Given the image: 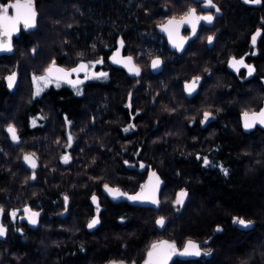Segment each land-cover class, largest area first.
<instances>
[{"label": "trees", "instance_id": "16d2710c", "mask_svg": "<svg viewBox=\"0 0 264 264\" xmlns=\"http://www.w3.org/2000/svg\"><path fill=\"white\" fill-rule=\"evenodd\" d=\"M128 1L34 0L38 12L36 30L22 33L16 39L12 55L0 56V68L10 61L19 62L17 75H24L22 83L25 85L24 90H21L17 76V85L12 92H8L3 79L0 80V126L5 123L1 121L2 118L11 116L12 112L34 107L29 105L31 101L26 104L28 100L21 104L16 103L15 101L20 98L22 100L23 97L16 100L15 97L20 92L30 94L27 78L30 72L41 73L46 63L52 59H56L58 63L63 60L59 56L62 40L66 44L71 41V45L80 50L84 30L100 41L104 36L105 26L112 23L114 26L111 28L115 32L104 36L107 40L98 45L93 55L94 58L102 59L108 75L106 78L97 79L94 89H86V108H90L92 103L90 92L95 93L96 141L103 146V159L106 160L107 167L105 173L99 175L96 172L98 175H94L98 183L133 192L144 180L147 171L145 166H151L159 172L164 185L160 191V205L157 209L129 203L112 205V238L108 239L107 245L96 246L97 263L107 256V247L115 253L116 249L121 250L123 244L126 248L123 250L124 255L120 256L129 261H139L151 242L167 238L178 247L192 240L199 243L201 248L211 250L210 255L198 259L174 260L171 264H264V137L257 138L250 146L243 143V139L247 138L244 134L243 138L240 134L233 137L224 130L223 135L219 134L213 126L200 127L197 116L192 117L194 121L191 124V113H183L187 100L182 97L180 86L163 83L164 87H159L155 75L146 68L144 60L149 55L142 47V37L139 34L143 20H132L133 12L127 6ZM144 7H149L147 0ZM260 11L264 12V6L258 10ZM234 13L240 24L237 29L245 30L252 25V16H247L253 15L252 12L240 6ZM151 21L153 19L147 23ZM123 24L128 27L126 30L121 29ZM121 41L123 53L130 55L141 68L138 77H130L123 69L112 67L107 62L109 54ZM261 43L264 45V41ZM5 71L0 69V72ZM51 95L54 97V109L65 111L72 122L82 119V99L64 98V95H61V99L52 92ZM37 100L40 102L38 107L51 108L48 103ZM90 116L86 114L87 119ZM130 125L133 127H129ZM126 128L127 132L124 131ZM2 134L0 131V142H4L1 146L6 150L7 156L4 158L0 155V173L8 176L6 179H3V175L0 178L1 185L5 180L7 182L5 186H0V195H10L16 190L19 193L21 188L27 187V193L38 196L40 186L36 187L29 181L24 183L26 177L22 175L29 170L21 163V146L11 145L7 139L3 141ZM199 140L207 142L205 147L208 150L220 140L224 146L222 152H236L242 161L235 164L221 163L228 169V175H223L217 168L204 167L201 159L194 160ZM107 149H110L108 153ZM152 150H156L157 157L153 158ZM108 156H111V161L106 158ZM226 158L229 159L230 155ZM213 159L218 161L217 153ZM121 160L133 164L125 166L121 164ZM141 164L145 166L140 170ZM131 165L133 167L128 169ZM41 166L42 162L39 161L38 172L41 171ZM15 173L16 180L10 176ZM180 190L185 191L187 196L183 205L179 206V211L175 212L170 202ZM121 211L127 213V221H123L122 226L115 222ZM155 217L167 220L161 231L155 227ZM233 217L252 223L244 228L232 224ZM215 227H220V231L213 232ZM31 236L28 243L6 246V258L10 257L12 261L4 259L1 264H57L59 246L54 244L49 247L46 236ZM123 238H127V241H121ZM206 239V244L200 243ZM89 247L86 246L83 255L76 254L85 260L90 253ZM3 252L0 253L2 259ZM89 260L87 258L81 264H90Z\"/></svg>", "mask_w": 264, "mask_h": 264}, {"label": "flooded vegetation", "instance_id": "af4514ba", "mask_svg": "<svg viewBox=\"0 0 264 264\" xmlns=\"http://www.w3.org/2000/svg\"><path fill=\"white\" fill-rule=\"evenodd\" d=\"M10 1L12 0H8L0 5H5ZM147 1L149 7L146 9L144 7L145 0H129L127 6H130L133 12L131 14L132 20H143L139 27V34L141 36L146 33L153 35V55L151 59H159L161 62L160 70L154 73L158 84L159 82H164L179 85L182 97L187 100V103L196 104L199 99L206 100L207 110H203L202 113L204 114L207 111L211 113V117L204 124H201V120H203L202 114L201 119L199 118L200 127L212 128L213 126L217 128L219 134L224 130L233 137L239 131L241 134L251 136L253 143L257 138L264 137V131L256 125L252 130L244 133L240 122L242 113L257 112L264 100V75L259 76L257 68L258 63L264 65V45L261 43L264 41H262V37H264V12H258L264 6V0H261L259 6L248 5L244 0H213L216 7L220 9L218 13L214 8H205L202 0ZM240 6L246 8L248 12H252L253 14L247 15L249 17L252 16L253 23L245 30L243 28L237 29L240 24L236 21V13L234 12ZM190 8H195L197 15L212 14L214 15V20L212 24H207L204 21L198 23L196 26V34L187 40L183 48L178 51L174 47L173 41L169 42L165 38V35L168 36L169 34L161 28V25L165 24L169 19L180 20ZM9 14H11V9L9 10ZM152 19L153 21L147 23ZM127 28L125 24L121 26L122 30H126ZM258 29L262 35L258 37L256 45L253 46L251 36ZM22 33L26 32L21 29L20 25L18 38H20ZM191 34V24L180 25L178 34L174 35V37H177L175 43H180L181 38H187ZM209 36L213 37L212 43H209L207 40ZM18 38L12 39L13 47ZM92 40H96L93 35L89 42ZM82 44L85 46L84 42ZM89 45L91 44L89 43ZM79 47L81 48V42ZM142 47L145 48L144 45ZM68 52L71 54L69 50ZM94 54L95 52L91 55ZM65 55H68L65 51L64 54L60 55L63 60L65 59L64 57H68ZM91 55L77 57L74 61L68 63L62 60L60 63H55V65L70 70L76 65L83 63L89 65V75L97 73V71L107 73V69L103 64L101 68H97L95 65L91 66V61L88 59ZM241 57L244 58L246 65L254 68L251 75L247 74V68L244 67L239 72L228 68L227 63L229 59H240ZM151 59L148 62V70H150ZM139 70L141 73V68ZM84 76L85 73L80 72L79 74H72L70 77L71 79L75 77L77 79H83L84 82L78 85L79 95H77L76 89L68 83L61 82L59 87L55 83H52L44 88L39 95H34V92L31 94L26 104L31 101L29 105L32 104L34 106L33 108L18 109L14 112L15 114L13 112L11 113L12 115L9 119L4 117L1 120L11 122V125L16 128L19 138L18 143H12L6 133V128L10 124H3L0 126V131L3 132L1 136H4L2 138L3 141L7 139L11 145H20L22 148L23 141L26 139L39 140V143H37L34 149L31 148V150L21 153V163L29 170V172L24 173L22 176L24 178L29 176V182L32 184L39 182L38 186L41 188L38 196L31 195L28 192V195L22 197V192L20 191L18 193L17 190L13 191V194L10 195H0V208L4 209V212L0 213V224H3L7 229L6 234L0 237V253L4 251V258L7 255L6 246H13L17 243H28L32 238L31 235L36 234L40 235V237L46 236L49 239L47 243L59 246L57 248L59 251L57 264H81V261L84 260L78 255L85 253L86 246H90L89 248L93 249V251L90 249L89 257L87 256V258H90V264L94 263V258L96 259V246L100 244L107 245L108 239L112 238V218L110 216L112 205L128 203L127 201H121L119 203L111 202L103 190L106 183H98L91 170L93 167L89 166L99 159L102 161V159L97 156L94 91L90 92L89 95L92 100V103L89 105L90 108H86L87 103L85 101L87 87L94 89L97 79L84 80ZM195 77H199L197 91L192 97L186 98L184 84L193 81ZM256 84L261 85V92H263L258 105H256V94H254ZM4 85L7 90L5 80ZM48 90L50 92L47 93ZM51 92L61 99V95H64V98L82 99V119L72 122L65 111L54 109L52 107L54 97L51 95ZM240 98L248 100L252 109L249 111H241L238 104ZM37 99L42 100L43 103H48V106L50 105L51 108L42 109L38 107L40 102ZM87 113L91 115L88 119L86 117ZM158 114L159 112L157 116ZM33 120H35V125L33 124ZM69 135L72 136L71 146H69L68 142ZM220 142L219 140L215 146L211 147V150H215L219 157L217 162L222 164H235L242 161L236 152H229V150L222 152L224 146ZM2 144L4 142H0V155L5 158L7 152L1 146ZM206 144L207 142L203 141L200 147L203 148ZM202 148L194 154L195 161L199 160L197 156L208 157L209 150H202ZM108 151L110 149H107L106 153ZM38 154L43 158L42 161L37 157ZM25 155H31L35 158V168H28L24 164L23 159ZM229 155L230 158L227 159L226 156ZM65 156L69 157L68 163H64L63 161V157ZM106 158L108 160L112 159L111 156ZM39 161L42 162V166L41 171L38 172ZM120 162L123 165L127 163L122 160ZM154 170L159 174L156 169ZM90 171L91 176L88 177ZM2 175L3 179H6L8 176L6 173H0V178ZM10 176L16 180L17 174L15 173ZM86 177L88 178L86 179ZM6 183L5 180L2 185L5 186ZM2 185L0 184V186ZM107 185L120 189L114 185ZM93 195L98 199L96 205L90 203V197ZM33 196L37 199V203L35 204H33L32 198H30ZM65 196L68 197L67 204H65ZM105 201L109 203H105ZM18 202L20 204H17ZM19 205L28 207L33 212L40 214L37 217V226L35 228H32L25 219L26 214L23 211L25 207L17 208ZM97 205L99 206V213H97ZM13 211L17 213L15 219L8 215ZM82 217H86L82 223L83 229L77 230L79 224L78 219ZM94 217H98L99 223L92 231H88L87 224ZM123 221L125 223L127 221V213L125 211L119 212L115 220L116 224H121V226L123 225ZM73 222L76 225H73ZM47 225H49V233L45 231ZM55 225L58 227L57 232L54 231ZM72 227H76V229ZM41 229L42 231L40 233ZM81 247H83L82 250L80 249ZM125 248L126 245L122 247L121 251L116 249V254H113L111 248L107 247L106 250H108L107 254L109 256L107 263L111 260H120L118 258L122 255ZM87 258L85 257L84 259L86 260ZM11 259L9 261H12Z\"/></svg>", "mask_w": 264, "mask_h": 264}, {"label": "snow or ice", "instance_id": "6c2138e0", "mask_svg": "<svg viewBox=\"0 0 264 264\" xmlns=\"http://www.w3.org/2000/svg\"><path fill=\"white\" fill-rule=\"evenodd\" d=\"M205 8H214L218 13L220 9L216 7L213 0H202ZM245 3H253L259 4L261 0H244ZM13 10L14 14L10 15L9 10ZM36 18L37 12L35 10L34 0H15L13 3L0 5V52H12V36L14 33L19 31V26L22 24L25 30L34 28L36 26ZM214 20V15H197L195 8H190L188 12L179 20L170 19L167 21L166 25H164L163 30L168 32L170 41H173L174 47L180 49L183 47V40L187 38H181L180 43H175L173 40V36L178 34L179 27L182 24H191L193 35L196 34V26L201 21L206 22L207 24H212ZM262 35L261 31L258 29L255 34L251 37V43L253 46L257 43V38ZM209 43H212L213 37H207ZM123 42L121 41V46ZM254 54V53H253ZM118 53L112 57L114 63H123L126 68H128L129 72L134 73L135 75L140 74V70L138 67L132 64V57H126L121 59H117ZM103 63L102 60H97L93 63L95 64ZM159 59L152 60V68L156 69L160 65ZM229 66L233 68L235 71L239 72L242 67L247 68L248 74L251 75L254 71L253 67L250 65H246L244 63V58L240 59L232 58L229 60ZM89 65L86 64H78L76 67L71 68L70 70H66L64 68L57 67L55 65V61H53L46 69L45 74L42 76H33V86L36 89L34 95H39L44 88H46L49 84L55 83L57 87L60 86L61 82L68 83L76 89L77 95L80 94L78 85L82 84L84 81L80 79L72 80L69 77L72 76L73 73L79 74L80 72H84V80L88 79H99L106 78V72H97L88 74ZM16 73L12 72L10 75L4 77L7 81V87L11 89L16 82ZM199 82V77H195L191 83L185 84V90L191 94L195 91L196 85ZM131 95V94H130ZM211 117V113L205 111L203 114V120H201V124H204ZM243 127L245 130L253 128L255 125L260 124L264 126V109H261L258 113H248L244 112L243 116ZM33 124L35 125V120H33ZM129 127H133L130 125ZM6 131L10 134L11 139L16 142L18 141V135L16 128L13 125H8ZM124 131H128V129H124ZM69 146H71L72 136L68 137ZM197 159H203L204 165L209 166V160L207 157L197 156ZM24 160L28 162L33 168L36 167L35 160L29 156L25 155ZM69 157H63L64 163H68ZM143 167V165H141ZM220 170L224 173V175H228V169L224 168L222 165L220 166ZM151 177H155V183H151L147 186H142L141 191L133 196H128L127 193L121 192L118 188H110L107 184L104 185L105 190L109 195L113 197V199H118L120 197H127V199L131 201H140V202H149L151 204L158 205L159 200L157 199V190L159 188V177L155 176V173L150 174ZM187 193L183 190L176 194V199L174 201V205L182 206L185 200ZM65 204H67L68 197L64 198ZM93 203H96V196L92 197ZM24 213L27 216L28 222L30 224L35 225L37 223V217L40 215L38 212H33L30 208L25 207L23 209ZM4 209L0 208V213H3ZM97 213H99V206L97 205ZM13 219L16 218L17 213L13 211L8 214ZM99 223L98 217L93 218L87 225L89 229L94 228ZM233 223L238 224L244 228H247L251 225V221L245 220L239 217H233ZM156 224L163 227L165 224V219L160 217L156 220ZM220 230L219 228L217 229ZM6 227L3 224H0V237H3L6 234ZM176 252V247L174 244L169 243L168 241H159L153 243L150 249L147 252V259L144 264H168V260L171 258L173 254ZM211 250L205 251L204 255H210ZM183 256H200L201 247L196 242L192 240H188L182 252L179 253ZM110 264H123V262L111 261Z\"/></svg>", "mask_w": 264, "mask_h": 264}, {"label": "rangeland", "instance_id": "374dc122", "mask_svg": "<svg viewBox=\"0 0 264 264\" xmlns=\"http://www.w3.org/2000/svg\"><path fill=\"white\" fill-rule=\"evenodd\" d=\"M7 0H0V4H2V3H5ZM13 1V0H12ZM102 23V22H101ZM112 26H114L112 23H110V24H107L106 26H105V31H104V36H109V34H111V33H113V32H115V29H113V28H111ZM100 28H103L102 26H100ZM104 29V28H103ZM82 33H84V35H83V38L81 39V49L80 50H77L76 48H74V46H72L71 45V41L70 42H68V44H66L67 42L65 41V40H62V44H61V48H60V51H59V56L60 55H62V54H64V51L66 52V54H68V55H65V56H68V57H64L65 59L63 60L64 62H66V63H68V62H71V61H74L77 57H86V56H89V54L91 55V54H93L94 52H96L97 51V49H98V45H102V44H104L105 43V41L107 40V38L106 37H102V38H100V41H97V40H92V41H90L89 42V40L91 39V36H90V34H89V32L87 33V30H84ZM93 37L96 39V36L95 35H93ZM142 37V46L144 45L145 46V48H144V50H146L147 51V53H148V55H149V57H146V60H144L146 63H145V65H146V68L148 69V62H149V60L151 59V57H152V55H153V35L151 34V33H146V34H144L143 36H141ZM82 41L85 43V46L82 44ZM91 44V45H89V43ZM102 42V43H101ZM68 50L71 52V54H69V52H68ZM62 58V57H61ZM90 61H91V66L93 65V63L95 62V61H97V60H102L101 58H94L93 57V55L92 56H90L89 58H88ZM133 59V58H132ZM53 61H55V63H57L56 62V59H52V61H50L49 63H46V65H45V67H44V69H43V71L41 72V73H32V72H30L29 74H28V80H29V83H30V94H29V92H23V93H17V95H16V97H15V100L17 99V98H20V96H22L23 97V99L21 100V98H20V100H18V101H15L14 99V101L16 102V103H22V102H24V101H27L29 98H30V96H31V94L33 93V92H35L36 91V89L34 88V86H33V81H32V78H33V76L35 75V76H42V75H44V70H45V68L50 64V63H52ZM135 63V62H134ZM103 63H99V64H95V66L97 67V68H101V65H102ZM20 65H21V63H20ZM18 66H19V62L18 61H10V62H8V63H6V64H4V67H2L3 68V71L4 70H6L5 72H0V80H2L3 78H4V76L6 75V74H8V73H10V72H12V71H16L17 73H18V71H17V68H18ZM138 66V65H137ZM139 68H140V66H138ZM2 68H0V69H2ZM146 68H145V70H146ZM257 68H258V75L260 76V75H264V65L263 64H259L258 63V66H257ZM97 72H99V71H97ZM17 76H19V75H17ZM23 77H24V75L23 76H19V84H18V86H20V88H21V90H24V87H25V85L22 83V81H23ZM17 79H18V77H17ZM21 80V81H20ZM4 81V80H3ZM164 82H159V87L161 86V87H164V84H163ZM21 84H22V86H21ZM210 84V83H209ZM16 85H17V82H16ZM256 90H255V92H254V94H256V100H257V104L256 105H258V103H259V100H260V98H261V95H262V93L263 92H261L262 90H261V85H259V84H256ZM240 100V102L238 103L239 104V106H240V110L241 111H249V110H251L252 109V106H250L249 105V102H248V100H246V99H244V98H240L239 99ZM188 105H187V107L185 108V110H184V114H185V112L187 113V115H189V113H191V119H192V117H198V119L200 118L201 119V117H202V112H203V110H207V106H206V100H204V99H199L197 102H196V104H190V103H187ZM182 116H184L183 114H182ZM11 116H6L5 118H10ZM194 121V119H192L191 120V122H193ZM199 121V120H198ZM4 124H12L11 122H8V121H5V123ZM98 130H100V129H98ZM96 133H97V131H96ZM240 134V137H244V136H247V138L245 139H243L244 141H243V143L244 144H249L250 146L251 145H253V140L251 139V136H249V135H244L243 136V134H241V133H239L238 132V135ZM101 135V134H100ZM91 136H92V133H91ZM98 136V135H97ZM102 136V135H101ZM241 139V138H240ZM201 142H203V140H199L198 141V143H197V146L198 147H196L197 148V151H199L200 149L199 148H202V147H200V146H202L201 145ZM37 143H39V140H36V139H34V140H32V139H26V140H24L23 141V145H22V149H21V153L23 152V151H29V150H31V148H35V146L37 145ZM96 146H97V154H100L98 157L99 158H101L102 159V161L99 159L97 162H94V163H92L91 164V167H93L91 170L92 171H95V172H93L94 174H97L98 172H99V175H101V174H103V173H105L106 172V165H105V162H106V160L105 159H103V156L105 155L104 154V151H103V146H101L100 145V143L99 142H97L96 141ZM101 147V148H100ZM208 148V147H207ZM206 147H203L202 148V150H206L207 149ZM37 151V150H36ZM38 152V151H37ZM152 152H153V158L156 156L157 157V155H156V150L154 151V150H152ZM212 152H214V154H212ZM208 160H209V166H205L204 165V162H203V159H202V162H201V165L202 166H204V167H210V168H217L223 175H224V173L220 170V166L222 165L221 163H219V162H217L215 159H213V156H215L216 155V151L215 150H209L208 151ZM159 156V155H158ZM37 157L38 158H40V160L42 161V159L43 158H41V156L38 154L37 155ZM104 160V161H103ZM154 160V159H153ZM156 160V159H155ZM111 161V160H110ZM123 161H125V160H123ZM127 162V161H126ZM125 164H133L132 162H127V163H125ZM124 164V165H125ZM142 165V164H141ZM133 166V165H132ZM132 166H130L128 169H130V168H132ZM145 165L143 164V167H144ZM143 167H141L140 168V170L143 168ZM145 167H147V170L148 169H152V167L151 166H145ZM95 169V170H94ZM97 172V173H96ZM146 173H147V171H146ZM146 173H145V176H144V180L138 185V187L133 191V192H137V191H139L140 189H141V187L144 185V183H145V179H146ZM98 175V174H97ZM89 176H91V174L89 175L88 174V177ZM88 177H86V179L88 178ZM91 180V179H90ZM27 181H29V176H27L26 178H25V182L24 183H26ZM31 181V180H30ZM84 182H86V181H84ZM83 182V183H84ZM38 183L39 182H36V187H39L38 186ZM82 183V184H83ZM120 188V187H119ZM120 189H122V188H120ZM27 187H25V188H23V189H21L20 191L22 192V197H24V196H26V195H28V193H27ZM123 191H124V189H123ZM125 192L126 193H132V192H127L126 190H125ZM178 193V192H177ZM176 193V194H177ZM176 194H175V196H174V199L170 202V206H171V208L175 211V212H178L179 211V205H174V201H175V199H176ZM35 196H33V197H30V198H32L31 200L33 201V204H35V203H37V199H35L34 198ZM38 198H41V197H38ZM17 204H20L19 202L17 203ZM18 207H21V208H24L25 206H22V205H19V206H17V208ZM20 208V209H21ZM158 217H155V220L157 219ZM73 219V218H72ZM86 219V217L84 218V217H82V218H80V219H78V222H79V224H78V226H77V230H82L83 228H82V223L84 222V220ZM76 221V220H75ZM74 221V222H75ZM73 222V223H74ZM231 222H232V224H234L233 223V218H232V220H231ZM155 223V222H154ZM73 225H76L75 223L73 224ZM48 227H49V225H47L46 226V229H45V231L46 232H48ZM72 228H75L76 229V227H72ZM221 229L220 227H215L214 228V230H213V232H218V230L217 229ZM76 230V231H77ZM41 231H42V229L40 230V233H41ZM55 232H57L58 231V227L55 225V230H54ZM220 231V230H219ZM49 233V232H48ZM127 239V238H126ZM126 239H121V241H123V242H126L127 240ZM208 242V239H206V240H203V241H201L200 243H203V244H206ZM47 245H48V243H47ZM52 246H54V244H50L49 245V247H52ZM124 246V244L122 245V247ZM122 247L120 248V249H122ZM81 250L83 249V247H81L80 248ZM90 249H92V248H90ZM202 249H203V251H202V256H204V252L205 251H207L208 250V248H206V247H202ZM125 250V249H124ZM92 251H93V249H92ZM121 251V250H120ZM113 254H116V252L115 253H113ZM120 254V253H119ZM201 256V257H202ZM89 257V256H88ZM109 256H108V254H107V256L103 259V260H101L99 263H97V259H95L94 258V263H91V264H105V263H107V258H108ZM113 257H115V256H113ZM87 258V257H86ZM4 259H6V260H8V258H3L2 259V257H0V264H1V262H3L2 260H4ZM85 261V260H84ZM84 261H81V263H83Z\"/></svg>", "mask_w": 264, "mask_h": 264}, {"label": "water", "instance_id": "95a60500", "mask_svg": "<svg viewBox=\"0 0 264 264\" xmlns=\"http://www.w3.org/2000/svg\"><path fill=\"white\" fill-rule=\"evenodd\" d=\"M13 2H15V0L10 1V2H8L7 4H9V3H13ZM247 4H248V5H253V6H259V5H260V3H259V4L247 3ZM203 6H204V5H203ZM35 10H36V9H35ZM36 12H37V11H36ZM12 14H14L13 10H11V14H10V15H12ZM37 18H38V12H37ZM37 18H36V22H37ZM169 20H170V19H169ZM177 21H179V20H177ZM166 23H167V22H166ZM166 23L163 24V25H161V28H163L164 25H166ZM36 26H37V25H36ZM36 26H35L34 28H31V29H27V30H25V29L23 28V25L21 24V29H22L24 32L28 33V32H33V31H35V30H36ZM19 30H20V26H19ZM256 32H257V31H255L253 34H255ZM18 37H19V31L13 34L12 39H13V38H18ZM192 37H193V33H192L190 36H188L187 39H184L183 46L185 45V43L187 42V40L191 39ZM251 37H252V36H251ZM165 38H166L169 42H171L170 39H169V35H168V36L165 35ZM257 39H258V38H257ZM173 40H174V41H175V40L177 41V37H174V36H173ZM177 43H178V42H177ZM12 48H13L12 52H0V56H1V55H5V56H10V55H12V54L14 53L13 43H12ZM182 48H183V47H182ZM177 50L179 51V49H177ZM180 50H181V48H180ZM117 53H118L117 59H121V60H122L123 58L131 57L130 55H127V54H124V53H123V46H121V43L119 42V43L117 44V46H116V47L112 50V52L109 54V56H108V58H107V62H108V64H109L110 66H112V67H117V68H121V69H123V70L125 71V73H126L128 76H131V77H137L138 75H135L134 73L129 72L128 68H126V67L124 66L123 63H114V62H113L112 57H113L114 55H116ZM154 59H155V58L151 59V61H150V66H149L150 71H151L152 73H156V72L159 71L160 68H161V65H159V67L156 68V69H153V68H152V60H154ZM229 60H230V59H229ZM132 64L135 65V66L137 67V65L134 63L133 59H132ZM56 66H57V67H60V66H58V65H56ZM76 66H77V65H76ZM76 66H75V67H76ZM227 66H228V68L233 69V68H231V67L229 66V61H228V63H227ZM60 68H61V67H60ZM253 69H254V68H253ZM12 72H15V73L17 74V72H16L15 70L12 71ZM12 72L6 74L4 77L10 75ZM73 74H76V73H73ZM247 74H248V70H247ZM248 75H249V74H248ZM69 79H71V78L69 77ZM76 79H77V78L75 77V78L72 79V80H76ZM4 80H5V79H4ZM80 80H83V79H80ZM5 82H6V86H7V81L5 80ZM16 82H17V75H16ZM16 82H15V84L13 85V87H12L11 89H9V88L7 87V91H8V92H12V91L14 90L15 85H16ZM191 82H192V81H190L189 83H191ZM197 87H198V83H197V85H196V89H195V91L192 92L191 94H189V93L185 90V84H184V93H185V97H186V98H190V97H192V96L196 93V91H197ZM261 109H264V100H263V102H262L261 107H260L259 110L257 111V113H258ZM250 114H251V113H250ZM242 116H243V113H242L241 116H240L241 128H242V131H243L244 133H247L248 131L252 130L253 128L248 129V130H245V128L243 127V119H242ZM256 126L259 127L260 129H262V130L264 131V126H262V125H260V124H257ZM6 129H7V128H6ZM6 133L8 134L9 139H10V141H11L12 143L16 144V143L19 142V138H18V141L14 142V141L11 139L10 134H9L7 131H6ZM29 156H31V155H29ZM24 157H25V156H24ZM31 157L35 160V158H34L33 156H31ZM23 161H24V164H25L28 168H33V167H32L28 162H26L24 159H23ZM35 163H36V160H35ZM151 173H155V176H156V177H159L160 184H159V188H158L157 193H156V195H157V199L159 200L160 191H161V188H162L163 185H164V180L160 177V175H159L154 169H149V170L147 171V173H146L145 183H144L143 186H147V185H149L150 182H151V183H155V177H151V175H150ZM109 187H110V188H116V187H113V186H109ZM103 190H104V193L106 194V196L108 197V199H109L111 202H113V203H119V202H121V201H127V202H128L129 204H131V205H139V206L149 207V208H154V209H157V208L159 207V205H160V201H159V204H158V205H155V204H151V203H149V202L131 201V200L127 199V197H120V198H118V199H113V197H112L111 195L108 194V192L105 190L104 187H103ZM119 190H120V189H119ZM120 191L123 192L122 190H120ZM140 191H141V189H140L139 191H137V192L127 193V194H128V196H133V195H136L137 193H139ZM180 191H181V190H180ZM180 191H179V192H180ZM124 193H126V192H124ZM92 197H93V196L90 197V203L93 204V205H96V204L98 203V199H97V197H96V203H93ZM94 218H95V217H94ZM159 218H160V217H158L157 219H159ZM25 219L28 221L27 216L25 217ZM157 219H156V220H157ZM164 219H165V218H164ZM91 220H92V219H91ZM91 220H90V221H91ZM156 220H155V227H156L157 230L161 231V230L164 228V226H165L167 220L165 219V224H164L163 227L157 225V224H156ZM90 221H89V222H90ZM89 222H88V223H89ZM29 224H30V223H29ZM87 225H88V224H87ZM30 226H31L32 228H35V227L37 226V223H36L35 225L30 224ZM87 229H88V231H92L93 228L89 229V228L87 227ZM159 241H168L169 243L174 244L175 247H176V252H175V254H173V255L171 256V258L168 260V264H171L174 260L198 259V258H200V257L202 256V254H201L200 256H183V255H180L179 253L183 251V249H184V245H185V243H186L187 241H186L181 247H178L174 241L169 240V239H167V238H161V239L155 240V241H153V242H151V243L149 244L148 248H147L146 251H145L144 259H143L139 264H144L145 260L147 259V252H148V250L150 249L151 245H152L153 243H156V242H159ZM196 243H197V242H196ZM197 244L199 245V243H197ZM201 253H202V249H201ZM111 261H115V260H111ZM111 261H109V262L106 263V264H110ZM116 262H123V264H134V263H126V262H124V261H116Z\"/></svg>", "mask_w": 264, "mask_h": 264}, {"label": "bare ground", "instance_id": "6f19581e", "mask_svg": "<svg viewBox=\"0 0 264 264\" xmlns=\"http://www.w3.org/2000/svg\"><path fill=\"white\" fill-rule=\"evenodd\" d=\"M123 46V45H122ZM151 72V71H150ZM152 73V72H151ZM154 74V73H153ZM139 76V75H138ZM137 76V77H138ZM131 77V76H130ZM4 80V79H3ZM124 255V252L122 253V255L121 256H123ZM119 257L118 259H120V260H115V261H124V262H126V263H134V264H136V263H140L143 259H144V256H145V253H144V255H143V257L139 260V261H129V260H126V259H123L122 257Z\"/></svg>", "mask_w": 264, "mask_h": 264}]
</instances>
